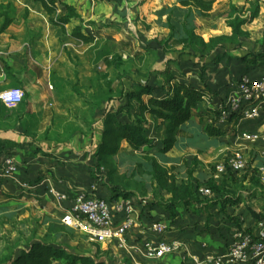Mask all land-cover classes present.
Listing matches in <instances>:
<instances>
[{"label":"crops","instance_id":"0c3cea01","mask_svg":"<svg viewBox=\"0 0 264 264\" xmlns=\"http://www.w3.org/2000/svg\"><path fill=\"white\" fill-rule=\"evenodd\" d=\"M180 1L148 0L146 2L150 4L149 6H154L151 15L153 18L159 19L160 31H156L162 32L163 39L168 36L170 31L167 24V16L170 10L178 7L182 11ZM246 1L225 0V3L229 2V12L231 4L236 5L239 9H243L245 5V10H249L250 4ZM60 3L68 4L75 9L79 18L83 20V27L89 24L95 29L93 34L95 40L96 35L108 33L106 31L108 23L112 22L110 23V28L120 29L121 32H124L120 37L122 46H131V43L134 46V43L131 41L137 35H127L128 29L131 26L129 11L131 3L128 0H60ZM217 4L215 1L210 14L214 12ZM85 5H89L88 8ZM23 6L25 12H23V15L17 16L14 12H8L10 17L13 18V22L0 34V51L5 55H11L9 60L15 58V55L22 56L23 58L27 55L31 57L36 47L35 45H40L44 50L49 52L54 44L55 34L51 36L50 30L53 27L58 28V26L50 23V18L42 4L32 0L23 4ZM193 12L195 13V22L198 26L202 20L204 21V18L209 16H203L195 9H193ZM262 12L264 10L260 7L258 17L262 15ZM36 13L40 14L44 20L47 16L49 18V26L48 29L45 28V30L40 31L38 36L32 38L34 35L29 33V28L33 27V24H30V21H35ZM25 16L28 17L27 21L24 18ZM15 17L20 20L16 21ZM18 22L22 24L21 30L16 28L19 24ZM72 24L73 28L76 22H72ZM248 25L244 27L247 30H249L247 28ZM58 29L63 30L61 27ZM65 30L66 32L64 33L66 34L62 32L63 35H66L69 39L78 41L71 37L72 29L68 30L66 26ZM229 33L230 29L228 28L227 34ZM157 35L158 33L155 32L154 36ZM214 35L221 34L213 33L210 37ZM28 37H31L32 45L26 44ZM60 38L62 37L57 39V43L64 46L66 42H63V39L60 40ZM78 42L82 43L81 41ZM150 47L157 50L159 58L156 63L147 66L143 70L144 73L151 68L164 69L170 66L176 79L193 83L201 87L204 92V98L197 103L192 118L182 126V131L178 136L175 146L169 152L161 154V157L159 153H155L163 166L175 167L174 173L177 177V183L180 184L182 181L187 180L186 166L195 157L202 161L212 160V158L214 159L222 151V160H219L217 163L219 164L231 152L236 150L246 152V147L241 146L237 140L242 138V133L245 131L264 130V108L261 112V118L257 120L239 123L237 119L234 120L233 118L234 121L231 120L228 124L220 127L223 131H226V135L219 138L212 137L217 139V144L213 147L203 148L198 142L189 143V140L195 138L196 135H201L203 140L207 141L211 138L208 135L206 137V134L203 133L204 121L212 119L219 112L220 107L223 106V102L228 97H233L237 94L235 83L241 75L258 77L264 74V64L260 65V68L256 67L255 69L245 66L240 60L242 57H246L241 49L230 52L219 62H213L210 59L199 56L180 55L176 50L164 51L159 43H153ZM180 48L181 45L177 46V49ZM252 48L250 45L246 46L243 44L244 50ZM254 48H257V46ZM20 49L22 50L21 53L17 54ZM263 60L264 58L261 61ZM6 64L8 65H6L7 68L11 66L8 63ZM10 70L12 71L13 82H15L13 85L16 88L17 86L18 88H24L25 79L33 75L30 71H25L24 69L21 73H18L16 70V72L13 71L12 68ZM133 74L128 75V78L124 80V84H122L124 88L129 89L131 87L132 81L127 79H139L137 73ZM151 76L154 83L164 84L165 88H168L169 85L163 77L157 76L155 73ZM78 78L80 79V83H82V76L79 77L78 74ZM56 86L55 88L51 84V89H39L41 90L39 96L49 103L48 106L45 105L47 103L44 106L34 103L36 106L34 108L31 104H28L30 107L27 106L14 130L0 128V166L7 153L13 155L18 164V169L13 175L0 176V197H4V200L15 203L21 208H25L27 205L35 209L40 208L41 211L46 212L52 221L60 220L63 217V211L61 206L48 194L50 188L67 193L87 190L94 196L113 198L111 184L106 175L100 174L99 177L94 179L93 174L95 169L93 164L97 162V147L101 141L104 128L102 114L105 110L112 109L119 112L117 118L120 121L128 122L132 120L124 112V109L127 107V99L122 97L105 102L96 111L94 122L87 127L84 121L82 123V106L77 110L69 106L65 102L66 96L63 95L64 90L61 89L62 85L56 83ZM75 89L74 87L73 90ZM71 92L74 94L73 91ZM78 93L82 97V88L78 90ZM154 93L157 94L156 91ZM148 98L149 95L143 96L145 101ZM80 99L82 100V98ZM133 105V111H137L139 109L138 104L134 102ZM37 110L43 111L41 114H37V112H41ZM148 121L147 127L149 133L154 137L155 143H159L163 138V134L154 130L155 122L153 120L148 118ZM228 143L229 145H227ZM261 146L264 147V144L254 143L249 153L257 155L262 150L260 152L261 155L263 153ZM226 149H230L231 151H227ZM129 150L127 153L134 156L135 153L130 148ZM115 156L117 161L121 163L118 169L119 173H130L132 170V159L134 158L131 157L130 159L122 155H120V158L117 155ZM125 164L126 168L123 169L122 166ZM197 170L194 176L201 184V187L211 177L218 184L222 183L225 177H228L217 174L216 169L213 172L207 170L199 172ZM128 193L133 194L132 197L137 199L136 202L138 203L135 213L136 222L128 233L127 251H124V255L133 264H197V262H200V264H210L207 261V257L218 254L226 249L232 232L239 227L237 223H242V229H250L247 226L248 218H250L251 222L253 219L256 221L253 211L257 213L264 212V201H258V199L263 200L264 197L257 192L251 194L250 190L245 192L244 198L238 206L226 204L225 208L221 210L222 202L214 205L213 208L206 206L207 202H204L202 207L198 209L199 213L193 212L192 209L178 208L176 215H170L168 211L159 205L153 203L152 205L149 202V198L152 196L151 191L144 196L138 194V192ZM161 195L164 198L171 196L164 189H161ZM256 201L258 202L256 203ZM256 204H259L262 209L258 211L255 207ZM160 218H166L171 225V229L166 233V236L172 240L180 241L182 246L164 258L153 259L146 255L143 242L151 236V233L148 231L149 224ZM56 263L57 261H55Z\"/></svg>","mask_w":264,"mask_h":264},{"label":"trees","instance_id":"16d2710c","mask_svg":"<svg viewBox=\"0 0 264 264\" xmlns=\"http://www.w3.org/2000/svg\"><path fill=\"white\" fill-rule=\"evenodd\" d=\"M34 1L42 4L50 18V23L63 30L68 24L76 22L72 28V38L85 44L95 41L93 35L83 30V20L79 18L72 6L60 3V0ZM214 2L215 0H181L182 11L178 7L171 9L167 16L169 34L166 38L158 40L162 49L164 51L176 50L180 55L199 56L213 62H219L232 50L239 49L243 50L245 55L253 54L263 59L264 45L261 51L257 48L244 50L242 43L243 38H248L251 34L244 27L258 17L260 5L256 3L246 11L231 4L226 18L230 33L214 35L206 40L198 32L199 26L195 22L193 9L203 16H208L213 9ZM1 15L3 22L0 26V34L13 22L8 12L1 13ZM179 45L181 48L177 49ZM100 58L105 67L120 66V55L112 57L109 51H104L100 53ZM153 73L165 79L169 85L167 89L164 84L153 82L151 76ZM128 75L120 77L122 84ZM127 80L132 81L131 87L126 89L122 85L117 95L118 88L113 86L110 80L106 81L109 95L100 104L102 107L105 102L125 97L127 107L124 112L132 118L128 122H122L117 118L119 112L112 109L105 110L102 114L104 128L97 147V162L93 164L95 167L93 174L94 179L100 174L106 175L111 184L112 199L127 195L128 192H138L144 196L151 191L152 196L149 198L151 204L161 206L170 215H176L178 208L192 209L193 212L199 213L198 209L204 202H207L205 205L210 208L222 202L221 210L226 204L238 206L244 198L247 187L251 189V194L257 192L264 197V185L257 175L258 167L253 168L251 173H246V177L243 178V181H249L250 185H243L241 183L243 181L239 182L240 180L234 173L227 175L228 177L224 178L220 184L211 177L205 181L204 185L212 190L213 196L209 198L200 196L201 184L194 176L199 164L197 157L186 166L187 180L178 184L174 173L175 167L163 166L156 154H165L175 146L182 126L192 118L197 103L204 98L203 89L185 80L176 79L170 66L164 69L151 68L145 73L139 72V79ZM155 91L157 94L154 93ZM144 95H149L147 101L143 99ZM134 102L138 104L137 111H133ZM148 118L155 122L154 130L163 134L159 143H155L154 137L149 133ZM6 130H14V128ZM203 130L210 137L219 138L226 135V131L210 122L204 123ZM122 142H125L135 155L132 156L134 159H132L131 172L118 175L115 169H118L115 155L122 152ZM161 189L169 192L171 196L164 198L161 195ZM253 215L256 220L264 218V212L253 211ZM241 225L242 223H237L238 229H241ZM60 260L64 264H112L105 256L79 252L69 246L57 245L34 237L28 238L25 242H16L0 255V264H55V261Z\"/></svg>","mask_w":264,"mask_h":264},{"label":"rangeland","instance_id":"374dc122","mask_svg":"<svg viewBox=\"0 0 264 264\" xmlns=\"http://www.w3.org/2000/svg\"><path fill=\"white\" fill-rule=\"evenodd\" d=\"M31 1L32 0H0V26L3 22V16L1 13L14 12L17 16L23 15V4ZM128 1L131 3V6L129 7L131 26L130 29H128L127 35H137L131 41L134 43V46H132L131 43V46L123 47L120 37L124 32H121L120 29L110 28V23L112 22H109L106 29L108 33L104 35H96V40L92 43L85 44L71 38L69 39V37L63 35L66 30L61 31V29H58L59 27H53L50 30V35L52 36V34H55V40L53 47L49 52L44 50L40 45H35L36 47L33 50V55L31 57L27 55L23 58L22 56L15 55V58L9 60L11 55H5L0 51V91L8 88H16L13 85L15 82H13L14 80L12 79V71L10 68H12L13 71L16 70L18 73L25 70L30 71L33 74L30 78L25 79V87L20 88L24 92V98L19 105L7 106L0 102V128H16L24 111L27 106H29L28 104H31L34 108L36 107L34 103L43 106L47 103L45 105L48 106L49 103L39 96L41 91L39 89H51V84L56 88V83L62 85L61 89L64 90L63 95L66 96L65 102L69 106L76 110L82 106V123L84 121L85 125L89 127V125L94 122L95 117L93 116L94 114L96 115V111L101 107V102L105 101L109 95L106 81L110 80L113 83V86L118 88L116 92L117 95L119 94V89L122 88V81H120L121 76L125 77L127 74L134 75L133 73L139 75V72L144 73L143 70H145L147 66L156 63L159 58V53L156 49H153L150 46L153 43H158V40L163 39L164 36H162V32L160 33L156 31H160V28L158 22L159 19L153 18L151 15L154 6H149L150 4L146 3L148 0ZM215 1L218 4L215 6L214 12L209 14L207 18H204V21L201 19L202 21L199 25L198 32L200 35L204 36L206 40H208L213 33L223 35L228 32L226 18L228 17L229 12V2L225 3V0L219 2L217 0ZM246 2L250 4L248 9L258 3L261 9L264 10V0H247ZM88 6L85 5L86 8H88ZM243 9L245 10V5L243 6ZM35 17V21H30V24H33V27L29 28V33L34 35L32 38L38 36L40 31L45 30V28L48 29L49 26V18L47 16L44 20L40 14L36 13ZM24 18L26 21L28 20V17L25 16ZM15 19L16 21L20 20L17 17H15ZM18 23L19 24L16 28L21 30L22 24L21 22ZM72 26V23L68 24L67 29L71 30ZM247 28L250 30L251 34L248 38H243L242 43L246 46L250 45L253 48L254 46H257L258 51L263 50L264 12H262L260 17L250 23ZM83 30L91 35H93L95 31V29L89 24H86L83 27ZM155 32L158 33L157 36H154ZM59 37H62L60 40L63 39V42H66L64 46L57 43ZM26 44H33V42H31V37H28ZM21 51L22 50L20 49L17 54L21 53ZM104 51H109L112 57L120 55V66L113 65L105 67L100 58V53H103ZM232 51L234 52L236 50ZM34 54H36V56H34ZM247 55L248 54L245 55L246 57L240 59L245 66L255 69L256 67L260 68V65L262 66L264 64V60L261 61L262 59L260 57L253 54ZM6 63L11 66L7 68ZM78 74L79 77L82 76V83H80ZM125 79L126 78H124V80ZM74 87L76 88L75 90H73ZM81 88L82 97L79 96L78 93V90ZM71 91H73L74 94H72ZM80 98H82V100ZM37 111H41L37 112V114H41L43 110ZM207 122V120L204 121V123ZM203 133L206 134L204 130ZM191 142H198L203 148H207L215 146L217 144V139L211 137L207 141L203 140L201 135H196L195 138L189 140V143ZM237 142L240 143L241 146L246 147V152L250 155L249 150L253 147L254 143L247 142L242 138L237 140ZM227 145H229V143ZM121 148L122 152L117 154V156L120 158V155H122L123 157H129L131 159L133 155L127 153L130 150L124 142L121 143ZM262 148L264 152V147L261 146V149ZM260 152H262V150L259 151L258 156L250 155L249 169L243 172L234 173V175L240 180L239 182L243 181V178L246 177V173H251L253 168L258 167L257 175L261 183L264 185V157L260 155ZM159 155L160 157L162 156L161 154ZM115 160L117 161L116 158ZM219 160H222V151L219 152V155L217 154L214 159L212 158V160L202 161L198 159L199 164L196 169H198L199 172L204 170L213 172L215 164H217ZM117 163L119 169L121 163L120 161H117ZM122 168L125 169L126 164L122 166ZM115 169L116 173L120 175L121 172L119 173V170L117 168ZM241 183H243V185H250L249 181H243ZM202 187L206 186L203 185ZM249 190L251 191V189H248L247 187L245 192ZM199 194L204 196L200 190ZM132 195L133 194L128 193L126 196L130 198ZM4 199V197H0V255L5 253L8 247L15 245L16 242H25L28 238L34 237L47 242H53L57 245H66L79 252L105 256L112 264H133L132 261L124 255V251H127L126 248L119 249L108 243L93 242L79 229H75L72 226L65 224L63 217L58 221H52V219H49L46 212L41 211L40 208L35 209L29 205L25 208H21L15 203L8 202ZM258 201L261 202L264 201V199H258ZM258 201H256V203ZM255 207L258 211L262 209L259 204H256ZM247 215L249 217L248 213ZM254 224V219L251 222L250 218H248L247 226L250 227V230L253 229ZM56 264H64V262L60 260L57 261Z\"/></svg>","mask_w":264,"mask_h":264},{"label":"built area","instance_id":"2783aa9c","mask_svg":"<svg viewBox=\"0 0 264 264\" xmlns=\"http://www.w3.org/2000/svg\"><path fill=\"white\" fill-rule=\"evenodd\" d=\"M235 91L237 94L228 97L219 112L208 122L222 127L233 118L239 123L261 118L264 108V74L258 77L241 75L235 83ZM23 98L24 92L20 88L0 91V102L7 106L19 105ZM242 138L250 143L264 144V130L245 131ZM250 155L241 150L232 152L215 165L216 173L227 176L249 169ZM261 156L264 157V152ZM17 169L14 156L7 153L0 166V176H11ZM200 191L207 197L213 195L208 187H201ZM48 194L61 206L65 224L79 229L93 242L126 248L128 233L136 222L137 199L126 195L110 199L94 196L87 190L67 193L55 188H50ZM170 229L171 225L166 218L149 224L151 236L143 242L148 257L161 259L181 248L180 241L166 236ZM207 261L210 264H264V218L256 220L252 230L234 229L226 249L208 256Z\"/></svg>","mask_w":264,"mask_h":264}]
</instances>
